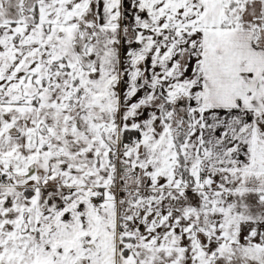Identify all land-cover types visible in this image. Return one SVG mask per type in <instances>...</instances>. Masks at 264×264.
I'll return each mask as SVG.
<instances>
[{"label": "snow or ice", "instance_id": "snow-or-ice-1", "mask_svg": "<svg viewBox=\"0 0 264 264\" xmlns=\"http://www.w3.org/2000/svg\"><path fill=\"white\" fill-rule=\"evenodd\" d=\"M0 264H264V0H0Z\"/></svg>", "mask_w": 264, "mask_h": 264}]
</instances>
